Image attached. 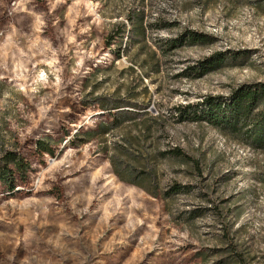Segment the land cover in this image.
<instances>
[{
    "label": "rangeland",
    "instance_id": "rangeland-1",
    "mask_svg": "<svg viewBox=\"0 0 264 264\" xmlns=\"http://www.w3.org/2000/svg\"><path fill=\"white\" fill-rule=\"evenodd\" d=\"M252 83L264 0H0V264H264V149L176 114Z\"/></svg>",
    "mask_w": 264,
    "mask_h": 264
},
{
    "label": "trees",
    "instance_id": "trees-1",
    "mask_svg": "<svg viewBox=\"0 0 264 264\" xmlns=\"http://www.w3.org/2000/svg\"><path fill=\"white\" fill-rule=\"evenodd\" d=\"M37 1L44 2L45 0ZM186 37L194 45L212 43L211 37L201 33H190ZM237 56L238 53H234L233 57L218 54L207 59L200 68L203 73H209ZM117 108L115 107V109ZM176 112L180 122H206L251 148L264 149V83L241 85L234 88L228 97L207 96L199 103L178 107ZM107 132L108 129L103 131V133ZM90 134L85 133V135ZM44 142L37 143L39 150L54 156L55 150L45 145ZM177 153L182 155V151L177 150ZM4 158L6 162L0 170V180L6 183L12 179L11 175L14 170L23 173L28 168L25 159L16 152H9ZM117 175L120 174L117 172ZM123 180L126 181V179ZM134 184L140 186L137 182ZM15 186L13 181L10 182L9 190L13 191ZM182 190V186L174 185L172 187L175 194L181 193ZM169 194L167 193V195Z\"/></svg>",
    "mask_w": 264,
    "mask_h": 264
}]
</instances>
